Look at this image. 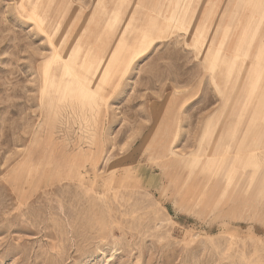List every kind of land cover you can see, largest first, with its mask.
Returning a JSON list of instances; mask_svg holds the SVG:
<instances>
[{"label": "rangeland", "instance_id": "rangeland-1", "mask_svg": "<svg viewBox=\"0 0 264 264\" xmlns=\"http://www.w3.org/2000/svg\"><path fill=\"white\" fill-rule=\"evenodd\" d=\"M39 1L0 0V264H264V223L244 211L251 203L243 206L223 187L201 196L218 166L214 160L194 179L190 167L178 165L207 145L211 120L217 131L226 120L232 124L215 156L222 159L231 147L222 173L258 115L247 144L264 150L263 113L252 103L243 107L249 88L240 97L219 89L201 53L204 44H196L206 17L194 16L191 29L181 19L167 22L116 88L101 74L103 90L95 88L100 107L89 112L93 124L60 98V79L73 75L63 76L56 64L46 81L52 44L44 30L81 61L92 43L115 45L147 13L157 17L145 13L147 7L169 1ZM216 2L217 14L202 35L214 55L229 45L224 29L214 28L226 0ZM217 70L223 74L225 67ZM232 83L235 90L240 85ZM230 179L235 183L227 174V184Z\"/></svg>", "mask_w": 264, "mask_h": 264}, {"label": "bare ground", "instance_id": "bare-ground-1", "mask_svg": "<svg viewBox=\"0 0 264 264\" xmlns=\"http://www.w3.org/2000/svg\"><path fill=\"white\" fill-rule=\"evenodd\" d=\"M168 1L170 5L169 3L162 4L160 2L155 3L151 7H147L144 12L146 13L147 10L155 12L157 17H153L147 13L144 20L140 19L134 23L135 27L132 26L134 27L132 32L128 30H126V34L123 32L122 37L119 38L115 45L105 43L95 46L92 43L90 47L91 54L86 55L85 59L83 60L82 58L81 61H79L80 56L76 52L71 54L72 49L70 47L67 48V45H64L65 43L61 44V41L60 44H57L58 42H55L56 38L53 37L55 34L44 30L52 44V55L47 60L45 59L44 70L46 81H49L53 77L52 71L56 64L63 66V76L71 74L74 77L72 80L65 82H61L62 79H60L58 83L59 88L64 89L60 91L62 92L60 98L62 100L64 99L66 107L73 109L77 105L78 110L82 112L81 117L96 124V118L94 119L93 116H90L89 112L91 113L94 108L100 107L97 101L98 97H96L98 93L95 88L103 90V85L99 84L102 75L104 74V77L106 76L102 82L107 80L110 84L114 79L113 83L115 81L116 83L113 87H115L120 79L129 72L134 62L143 59L147 55L150 47L156 41L160 40L161 36L159 33L167 29V22H175L181 19L180 23L184 26H190L191 29L194 22L193 17L197 14H202V16L206 17V21L201 26L199 30L200 35L195 37V41L196 44H204L201 53L205 56L206 63L210 65L216 86L219 89L224 86V89L229 90L228 94H234L236 91L235 95L238 94V97H240L239 93L241 91L244 92L243 89L248 87L250 90V98L247 99L248 101L246 100L243 107L245 108L249 103H252L256 109V114L263 113L264 116V93L262 94L264 92V0H226L225 7L221 12L220 22L214 28L216 33L219 32V29H224L226 37L223 43H229V45L228 49L223 53L218 51L216 55L212 52V45L208 46L202 38L203 32L207 27L205 23L217 14L216 11L219 7L217 6L216 0ZM37 2L40 1L34 0V3ZM172 2H175L174 5H171ZM89 4L91 3L89 2ZM144 7L145 5L141 6V8ZM31 16V20L41 26V19L35 13H32ZM211 23L213 24V21ZM233 32L236 34V37L230 38V34ZM243 46L244 52H242ZM223 47L224 45H222ZM242 55L244 56V62L239 64L238 59ZM233 59H236V61L231 62ZM220 64H223L225 67L223 74L218 73L217 70ZM233 81H239L240 83L236 90V85L232 83ZM229 85L232 86L231 89H229ZM257 91H261V94L254 96ZM100 93L102 92L100 91ZM100 101H103V99ZM258 116H251L252 121L246 128L243 136L236 142V149H234L235 159L228 160L232 164L230 163L228 168H226L225 174L220 170L225 163L227 152L231 150V147L227 148L226 154L222 159H215V156L223 145V137L231 135L232 124L228 123L227 120L223 122V129L220 128L218 131L217 124H214L211 120L208 123L203 137L205 143L209 141L207 145L201 146L197 152L192 153L193 160L189 163L186 162L184 164L182 162L178 165L183 168L190 167L189 177L193 178L194 173L198 172L199 168L210 167L211 169L214 160L215 165L217 164L218 166L207 178L203 193H201L202 198L208 192L215 193L217 188L223 187L224 189L222 190L226 193L232 191L234 195H237L238 198L244 201L243 206L247 204L246 202H250L251 204L244 207L246 209L244 211L251 213L253 218H258V220L264 223V150L261 153H257L258 148H252L247 144L249 137L254 134L253 129H255V123L262 117L260 115ZM233 128L235 129V126ZM211 147L213 151L210 154L208 152ZM203 157L206 160L208 159L205 165L202 163ZM249 168H253V171H249ZM227 174H230V178L231 176H234V179L236 178L235 183L232 184L230 179L227 184L225 180ZM201 196L199 195V197Z\"/></svg>", "mask_w": 264, "mask_h": 264}]
</instances>
